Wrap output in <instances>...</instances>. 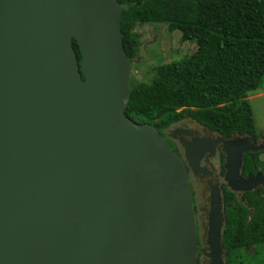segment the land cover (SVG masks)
<instances>
[{"label":"water","instance_id":"water-1","mask_svg":"<svg viewBox=\"0 0 264 264\" xmlns=\"http://www.w3.org/2000/svg\"><path fill=\"white\" fill-rule=\"evenodd\" d=\"M119 16L117 0H0V264H225L217 186L198 245L181 160L123 113ZM216 139L225 187L240 200L264 188L260 169L241 175L264 142ZM192 141L195 173L215 143Z\"/></svg>","mask_w":264,"mask_h":264},{"label":"trees","instance_id":"trees-1","mask_svg":"<svg viewBox=\"0 0 264 264\" xmlns=\"http://www.w3.org/2000/svg\"><path fill=\"white\" fill-rule=\"evenodd\" d=\"M117 1L122 46L129 62L139 46L133 32L137 24L166 22L179 31L182 40H208L206 50L196 49L153 67L147 81L129 80L123 108L129 120L148 124L161 137L165 128L183 118L221 135L264 137V131L255 132L245 98L263 85L264 0ZM72 47L79 62L74 39ZM259 153L243 154L242 175L262 171ZM263 191L262 187L246 191L240 200L222 186L220 241L225 264H239L245 247L264 243Z\"/></svg>","mask_w":264,"mask_h":264},{"label":"rangeland","instance_id":"rangeland-1","mask_svg":"<svg viewBox=\"0 0 264 264\" xmlns=\"http://www.w3.org/2000/svg\"><path fill=\"white\" fill-rule=\"evenodd\" d=\"M133 32L137 34L139 41L137 52L132 61L129 62V77L134 81H147L152 75L153 67L156 65L178 60L184 54H188L196 49H200L201 51L206 50L208 44L207 38L197 41L182 40L179 31L170 27L166 22L137 24L134 26ZM262 81V87L255 94L249 95L250 93H248L247 97H245L251 109L256 134L264 131V77ZM235 138L238 137H234L231 140L233 142L238 140ZM258 143L262 142L258 141ZM258 158L262 162V173L264 174L263 151L260 152ZM206 227L204 228L206 229ZM239 256L241 260L239 264H264V243L245 247Z\"/></svg>","mask_w":264,"mask_h":264},{"label":"flooded vegetation","instance_id":"flooded-vegetation-1","mask_svg":"<svg viewBox=\"0 0 264 264\" xmlns=\"http://www.w3.org/2000/svg\"><path fill=\"white\" fill-rule=\"evenodd\" d=\"M207 129L208 131H204L203 129ZM241 135V133H232ZM230 135H221L219 133L213 132L205 126H202L195 122L190 118H183L165 128L162 131V137L174 151V153L178 156V158L182 161V165L184 167L189 191L191 198V205L193 210V217L195 220V228H196V237L198 245L201 244V241L204 239V227H206V212H207V197L209 195V186L216 185L219 191V195L221 197L222 194V186L225 187V184L222 181V172H223V164H224V154L221 150H219V139L212 140V138L221 135L229 137ZM243 134V133H242ZM247 134V133H246ZM251 136L255 141L264 142V137L259 135L257 137ZM203 139L207 143L211 142L215 143V147L212 151L205 150L202 155L197 160V166L199 170L195 173L192 171L191 167L185 161L184 154V146L183 144H193V139ZM218 142V143H217ZM258 151V150H256ZM264 151V150H260ZM245 152H253V151H245ZM243 152V154L245 153ZM242 175V174H241ZM244 175V174H243ZM246 176H251V174L247 173ZM244 175V176H245ZM226 188V187H225ZM227 189V188H226ZM264 189V188H263ZM264 193V191H263ZM262 193L263 197L264 194ZM236 197L238 195L234 193ZM207 196V197H206ZM206 198V200H205ZM221 205H222V197H221ZM223 207V205H222ZM199 252L196 253L197 264L201 261L203 257ZM202 256V255H201ZM200 257V258H199Z\"/></svg>","mask_w":264,"mask_h":264},{"label":"crops","instance_id":"crops-1","mask_svg":"<svg viewBox=\"0 0 264 264\" xmlns=\"http://www.w3.org/2000/svg\"><path fill=\"white\" fill-rule=\"evenodd\" d=\"M260 87H262V86H260ZM260 87H259L258 89H260ZM258 89H256L255 91L251 92L249 95H252V93L255 94V92H257ZM246 97H247V95H246ZM248 97H249V96H248ZM263 152H264V151H263ZM259 154H260V153H259ZM259 154H258V155H259Z\"/></svg>","mask_w":264,"mask_h":264}]
</instances>
